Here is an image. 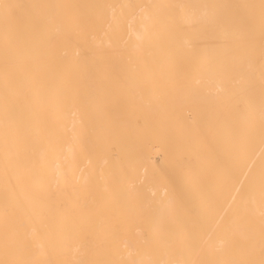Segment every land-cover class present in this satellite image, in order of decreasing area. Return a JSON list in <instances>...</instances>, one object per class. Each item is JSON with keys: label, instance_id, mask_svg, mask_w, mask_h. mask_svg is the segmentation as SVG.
<instances>
[{"label": "bare ground", "instance_id": "1", "mask_svg": "<svg viewBox=\"0 0 264 264\" xmlns=\"http://www.w3.org/2000/svg\"><path fill=\"white\" fill-rule=\"evenodd\" d=\"M7 2L50 5L53 22L14 58L6 137L0 21V260L239 258L223 241L247 233L244 202L258 242L264 140L246 108L258 128L261 0ZM145 25L159 43L140 54ZM211 61L229 71L210 79Z\"/></svg>", "mask_w": 264, "mask_h": 264}, {"label": "snow or ice", "instance_id": "2", "mask_svg": "<svg viewBox=\"0 0 264 264\" xmlns=\"http://www.w3.org/2000/svg\"><path fill=\"white\" fill-rule=\"evenodd\" d=\"M52 6L40 3L21 4L9 3L7 0H0V21L3 22V60H4V80H5V95L3 98V107L6 118L5 136L10 134V126L7 124L8 109L10 98L8 88L11 80V72L15 56L25 48L28 39L38 32L46 30L47 26L53 22V18L46 10ZM96 7H104L99 5ZM129 8H139L144 6L128 5ZM206 7H230L226 5H211ZM253 7V6H246ZM260 7V60H261V84H260V119L259 126L253 118L254 104L248 101L246 111L248 113L247 133L255 135L258 131L262 140H264V0H261ZM147 17H145V20ZM132 22H129V30H132ZM144 35L137 36L140 43H133L131 47L138 53L142 54L145 50V45L159 43V36L152 33L147 26H144ZM254 37L250 34L247 37V43L251 47ZM127 44V41H126ZM179 55V54H177ZM137 56L136 59H140ZM131 60V57H129ZM175 66V65H174ZM229 63L226 61H211L202 64L200 71L210 79L218 75L226 74L229 71ZM178 87V84L173 85ZM252 87L251 85L249 86ZM194 92L201 95L212 94L210 87L204 84L200 79L195 80ZM261 202L262 210L260 213V228L257 242V234L255 226L251 219L242 213L247 208V202H244L238 209L237 220L249 225L247 233L237 235L235 233L227 234L224 238L226 250L238 253L239 258L218 260V261H202L200 264H264V176L261 177ZM211 240V237H209ZM151 242V241H147ZM0 264H15L13 261L0 260ZM132 264H137L133 261Z\"/></svg>", "mask_w": 264, "mask_h": 264}, {"label": "rangeland", "instance_id": "3", "mask_svg": "<svg viewBox=\"0 0 264 264\" xmlns=\"http://www.w3.org/2000/svg\"><path fill=\"white\" fill-rule=\"evenodd\" d=\"M238 108H242V107H241V106H239ZM185 161H186V160H185V159H183V160H182V164H183V162L185 163Z\"/></svg>", "mask_w": 264, "mask_h": 264}]
</instances>
